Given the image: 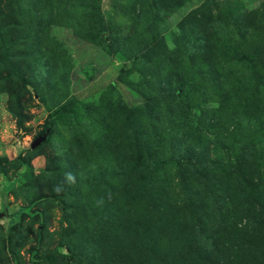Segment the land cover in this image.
<instances>
[{"label":"rangeland","instance_id":"rangeland-1","mask_svg":"<svg viewBox=\"0 0 264 264\" xmlns=\"http://www.w3.org/2000/svg\"><path fill=\"white\" fill-rule=\"evenodd\" d=\"M262 26L264 0H0V264H130L137 211L145 264H183L228 182L264 221Z\"/></svg>","mask_w":264,"mask_h":264},{"label":"trees","instance_id":"trees-1","mask_svg":"<svg viewBox=\"0 0 264 264\" xmlns=\"http://www.w3.org/2000/svg\"><path fill=\"white\" fill-rule=\"evenodd\" d=\"M11 12V10H9ZM253 25V24H252ZM250 25V26H252ZM263 30H260L262 34H264V26H262ZM256 38H261L260 35H257ZM202 42V41H201ZM255 43V42H254ZM204 45V43L202 42ZM213 50V48H212ZM216 53V49H214ZM211 52V51H210ZM206 53V52H205ZM215 53H212V55L206 54V57L203 58V61H206V65L208 64L209 69H213V67H216L217 69L214 70V72H211L212 75L216 78V82H224L221 77H225V85L230 84L234 85L237 82V70L235 68L234 62L236 59L234 58L238 55V53H235L231 56V60L229 64L227 65V69H225L219 60L217 59V55ZM233 58V59H232ZM261 58L264 60V50L259 51L257 50V53L255 54V57L253 58L252 62H254V59ZM235 60V61H234ZM260 64L259 66H261ZM159 72H163V69L159 68ZM260 87L264 89V82L260 84ZM179 91L176 89V92ZM247 177V175L245 174ZM233 184L231 182H228V184L223 189H229L224 190L225 194L224 196V205L227 207L225 208V211L221 208H215L217 211L220 210L221 214L222 212H225L226 215L232 211H239L240 214H248L247 219L250 223L253 224H246V223H237L233 222L232 224H225V217L224 215H221L219 211L216 213L215 211H210L212 209H208V207L202 206L197 207L193 214H191V219L189 221L190 225L185 226L186 229H181V237L184 240L187 236L194 237L196 240V243L194 245V249H192V243L187 242L186 247L184 251L182 252L184 255V262L183 264H191L192 260V252L194 251L197 256L196 258L202 262V259H205L203 261L210 262L209 264H264V225L260 224L264 222L263 220L261 222L259 221L260 216L257 214V212L249 207V201L241 202L242 208L236 205V198L234 201L235 191H232ZM231 188V189H230ZM218 192V190H217ZM220 192V191H219ZM222 199V197H219ZM230 201V199H232ZM216 202H218L217 199H214ZM143 211H137L136 216H134V222L129 227V236L132 238V253L129 255L128 252L124 258V261H129L130 264H145L144 262V251L145 249L143 246L145 244L144 241L148 239V234L151 233V229L149 225L147 226L148 221H144L142 218L148 216L144 215L142 218L140 214ZM151 213H149L150 215ZM217 214L220 216L221 221H219L218 218H216ZM150 217V216H149ZM204 219H206V222L210 220L208 224H204ZM197 223V225H195ZM127 227V226H126ZM125 227V228H126ZM227 227V228H226ZM116 252V258L122 259V254H118V252H121L120 249H117ZM120 250V251H119ZM119 261L120 264V259ZM186 261V262H185ZM118 264V262L114 263Z\"/></svg>","mask_w":264,"mask_h":264},{"label":"water","instance_id":"water-1","mask_svg":"<svg viewBox=\"0 0 264 264\" xmlns=\"http://www.w3.org/2000/svg\"><path fill=\"white\" fill-rule=\"evenodd\" d=\"M43 140H45V139L43 138V139H40V140L36 141V142L31 146V148H32V149L35 148V147H36L38 144H40V142L43 141Z\"/></svg>","mask_w":264,"mask_h":264},{"label":"clouds","instance_id":"clouds-1","mask_svg":"<svg viewBox=\"0 0 264 264\" xmlns=\"http://www.w3.org/2000/svg\"><path fill=\"white\" fill-rule=\"evenodd\" d=\"M69 179H71V177H69Z\"/></svg>","mask_w":264,"mask_h":264}]
</instances>
